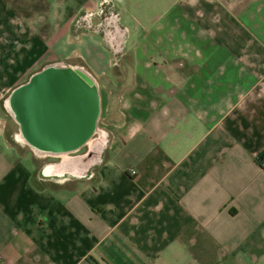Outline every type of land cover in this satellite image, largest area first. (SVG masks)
<instances>
[{"label":"crops","instance_id":"1","mask_svg":"<svg viewBox=\"0 0 264 264\" xmlns=\"http://www.w3.org/2000/svg\"><path fill=\"white\" fill-rule=\"evenodd\" d=\"M115 1L133 31L111 0H0V264H264V0ZM101 4L102 47L72 28ZM59 60L108 128L39 167L4 117Z\"/></svg>","mask_w":264,"mask_h":264},{"label":"water","instance_id":"2","mask_svg":"<svg viewBox=\"0 0 264 264\" xmlns=\"http://www.w3.org/2000/svg\"><path fill=\"white\" fill-rule=\"evenodd\" d=\"M15 100L21 108L23 130L35 142L53 148L81 143L89 135L97 111L91 82L68 68L41 69L17 89ZM74 125L82 129L79 138L70 133Z\"/></svg>","mask_w":264,"mask_h":264},{"label":"rangeland","instance_id":"3","mask_svg":"<svg viewBox=\"0 0 264 264\" xmlns=\"http://www.w3.org/2000/svg\"><path fill=\"white\" fill-rule=\"evenodd\" d=\"M157 0H151L150 2H155ZM111 2L114 4V9L117 11V15L119 17V23L121 24V27H123V25H125L124 27H128L130 30H134V19L131 16H128L126 13H124L123 11L119 10V7L116 4L115 0H111ZM156 5H154L155 7ZM88 6H85L83 8H81L80 10H78V12H76V17L75 20L73 21L72 24V28L73 30L77 29H82L83 31L85 30V32L87 33H91V34H95L100 46L102 47V33H104L105 31H108L110 33H113L115 31V25L113 22V20L116 19L115 15H113V11H110V9L101 4L96 6L95 8H89L87 9ZM133 14L138 15L140 18H142V15H144V13L141 10L138 9H134L132 10ZM153 13H156V11H152ZM152 12H150V15H152ZM153 18V16H151V19ZM112 23V25H110ZM107 28V29H106ZM108 55V53H106ZM75 57V56H74ZM76 58V57H75ZM112 60V58H111ZM110 60V61H111ZM61 62V60H59ZM79 61V60H78ZM57 62V61H56ZM55 62V63H56ZM63 64H67L70 66V63L68 64V62H65ZM75 65V64H72ZM80 65V64H78ZM117 65V64H112ZM81 66V65H80ZM112 66V67H113ZM86 70V69H85ZM94 84L96 85V87L98 88V83L95 82V80L93 79ZM105 87H107L108 89H111L110 85H106ZM108 96L109 91H102V101H104L105 96ZM106 105V103H105ZM100 106V105H99ZM105 106H104V102H102V113L100 114V110L98 107V110L96 111V115H95V119H94V127L96 125V128L100 131V129L107 131L106 129L108 128L107 124H106V117H105ZM21 125H19L14 119L13 117L7 113L4 117V124H3V132L5 133L7 139L9 141H16L20 146H22V148L24 149H28L30 150V152H33L32 148L30 147V145L28 143H24L19 141L18 139H16L17 134L20 132V128ZM95 133V134H94ZM97 131L94 132L92 134V138L87 140V143L78 148V149H74L73 151H75L74 153H80L83 152L85 149L91 147L90 146V142L96 137L93 135H96ZM90 141V142H89ZM59 159V156L57 155H42V156H38V165L39 167L48 161H55Z\"/></svg>","mask_w":264,"mask_h":264},{"label":"bare ground","instance_id":"4","mask_svg":"<svg viewBox=\"0 0 264 264\" xmlns=\"http://www.w3.org/2000/svg\"><path fill=\"white\" fill-rule=\"evenodd\" d=\"M48 67H52V68H58V67H65V68H68L70 69L71 71H74L76 74H80L81 76H83L84 78H86L87 80H89V82H91L95 92H96V85L94 84V81H93V78L91 77V75L89 74V72L87 70H85L82 66H78V65H65L63 63H59V62H56V63H53V64H50ZM5 106L7 108V110L13 115L15 116V111H14V108H13V104L12 102L7 99L5 101ZM92 130H95V131H98L100 132L96 127H92ZM98 140H92L90 142V146L91 147H94L96 145V142ZM30 143L33 147V151L42 156V155H54V154H58V153H61L63 154L65 151H67L68 149H74L75 147H66V148H53V147H48V146H45V145H40L39 143L35 142L34 140H30Z\"/></svg>","mask_w":264,"mask_h":264},{"label":"flooded vegetation","instance_id":"5","mask_svg":"<svg viewBox=\"0 0 264 264\" xmlns=\"http://www.w3.org/2000/svg\"><path fill=\"white\" fill-rule=\"evenodd\" d=\"M58 68H65V67H58ZM53 69L52 67H47V70H51ZM54 69H57V68H54ZM18 108L21 110L20 106L18 105ZM92 130V129H91ZM71 135H73L74 137H77L79 138L83 133L82 132V129L79 125H74V127L72 128L71 130ZM67 133H64V134H59V135H66ZM16 138L21 141V142H24V143H28L30 145V147L33 149L31 143H30V140H32L28 135L27 133L23 130V128L21 127V131L17 134Z\"/></svg>","mask_w":264,"mask_h":264},{"label":"built area","instance_id":"6","mask_svg":"<svg viewBox=\"0 0 264 264\" xmlns=\"http://www.w3.org/2000/svg\"><path fill=\"white\" fill-rule=\"evenodd\" d=\"M136 173H137V170L135 168H133V167L129 168V174L130 175L134 176V175H136Z\"/></svg>","mask_w":264,"mask_h":264}]
</instances>
